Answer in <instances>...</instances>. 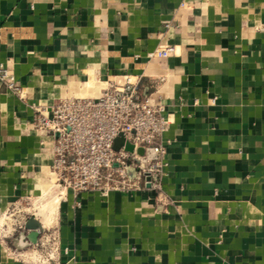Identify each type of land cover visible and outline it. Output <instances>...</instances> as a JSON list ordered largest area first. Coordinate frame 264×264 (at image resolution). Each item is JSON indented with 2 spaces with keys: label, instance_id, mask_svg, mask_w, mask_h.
Returning a JSON list of instances; mask_svg holds the SVG:
<instances>
[{
  "label": "crops",
  "instance_id": "1",
  "mask_svg": "<svg viewBox=\"0 0 264 264\" xmlns=\"http://www.w3.org/2000/svg\"><path fill=\"white\" fill-rule=\"evenodd\" d=\"M0 66V219L57 197L49 264H264V0H0ZM123 75L168 119L161 190L58 191L35 108ZM28 233L0 264H37L11 253Z\"/></svg>",
  "mask_w": 264,
  "mask_h": 264
},
{
  "label": "built area",
  "instance_id": "2",
  "mask_svg": "<svg viewBox=\"0 0 264 264\" xmlns=\"http://www.w3.org/2000/svg\"><path fill=\"white\" fill-rule=\"evenodd\" d=\"M173 52V46H165L156 48L152 55L165 58ZM0 80L10 91L18 92L2 66ZM163 111V105L153 103L139 88L138 79L130 75L109 83L95 97L61 98L49 110L36 107L35 127L53 138L50 172L54 184L75 196L84 191L103 196L113 191L131 193L146 186L160 191L166 164L162 135L168 123ZM118 137L123 138V144L115 149ZM125 143L132 144L133 149L126 150ZM139 148L143 149L141 154ZM18 216L10 223L13 230L24 228L28 215ZM8 230L9 226L0 225V236L5 237ZM57 240L56 231L46 229L42 233L32 245L40 248L35 250L37 264H49L54 259Z\"/></svg>",
  "mask_w": 264,
  "mask_h": 264
},
{
  "label": "rangeland",
  "instance_id": "3",
  "mask_svg": "<svg viewBox=\"0 0 264 264\" xmlns=\"http://www.w3.org/2000/svg\"><path fill=\"white\" fill-rule=\"evenodd\" d=\"M58 188V191L62 188L60 187H57ZM49 196L45 197L43 199L42 202H46L48 200ZM57 198V197H56ZM55 199V198H54ZM53 200V199H52ZM51 200V201H52ZM51 201H48L44 204H37L35 206H32V200H29V216L33 215V213H37V214H42V216H44V214H46L47 212L46 211H42V212H39V209L44 207V206H47ZM34 202V201H33ZM27 207V205H26ZM32 207L34 208V210H32ZM19 208L21 209V206L18 205L17 207H15V209L12 211V209H10L9 213H14V215L12 216H9L8 214L9 213H6L5 215H3V217L0 219V225H4V226H9V232L6 234V235H10V233H13L14 230L12 229V225H10V223H12L13 221V218L17 215H25V211H19ZM40 214V215H41ZM38 216V215H37ZM49 218H47V220H45V224L46 223H49ZM46 229L50 228L51 230V227L49 226V224H46ZM1 237H4V236H0ZM50 243V242H49ZM46 248H48V246H45ZM39 247L38 246H28V247H22V248H18V249H11V253L14 255V256H17V257H22L23 259L27 260V261H34V262H37V260L39 259V256L37 254V251L35 250H38L39 251Z\"/></svg>",
  "mask_w": 264,
  "mask_h": 264
},
{
  "label": "water",
  "instance_id": "4",
  "mask_svg": "<svg viewBox=\"0 0 264 264\" xmlns=\"http://www.w3.org/2000/svg\"><path fill=\"white\" fill-rule=\"evenodd\" d=\"M123 144V138L118 137L114 140L113 147L118 149ZM125 149L131 151L133 145L130 143H125ZM138 152L141 154L143 152L142 148L138 149ZM130 175H133L134 171L132 169L128 170ZM24 228L29 230V233L26 235V239L29 243L35 244L37 242L38 231L41 230V223L35 216H29L25 221Z\"/></svg>",
  "mask_w": 264,
  "mask_h": 264
},
{
  "label": "bare ground",
  "instance_id": "5",
  "mask_svg": "<svg viewBox=\"0 0 264 264\" xmlns=\"http://www.w3.org/2000/svg\"><path fill=\"white\" fill-rule=\"evenodd\" d=\"M57 199L58 198L53 199L47 206H44V207L39 209V212H42V211H46L47 212L45 217L44 216L40 217L41 213L40 214L36 213V215H38L37 217L40 219L41 223H44V221L47 219V217H50L53 214L54 209H55V207L57 205Z\"/></svg>",
  "mask_w": 264,
  "mask_h": 264
}]
</instances>
